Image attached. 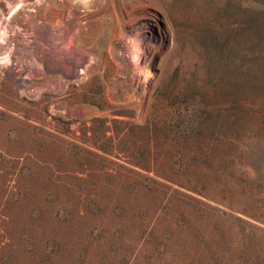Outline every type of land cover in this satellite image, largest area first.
<instances>
[{
	"label": "rangeland",
	"instance_id": "obj_1",
	"mask_svg": "<svg viewBox=\"0 0 264 264\" xmlns=\"http://www.w3.org/2000/svg\"><path fill=\"white\" fill-rule=\"evenodd\" d=\"M260 7L0 0V264H189L182 232L230 222L186 194L264 216Z\"/></svg>",
	"mask_w": 264,
	"mask_h": 264
},
{
	"label": "trees",
	"instance_id": "obj_2",
	"mask_svg": "<svg viewBox=\"0 0 264 264\" xmlns=\"http://www.w3.org/2000/svg\"><path fill=\"white\" fill-rule=\"evenodd\" d=\"M250 1H256L261 5L260 11L254 13L253 9L250 8L248 10L249 14L247 15L248 22L246 29L250 35V46L257 49L264 37V0ZM253 36L256 38V41L252 39ZM135 167L155 173L159 178V180H156V183L161 186L175 185L183 188L180 183L156 174L151 168ZM188 191L197 193L189 189ZM199 196L201 198L196 199L187 194L185 195L186 198L195 201L209 211L216 212L222 220L229 221L230 227L227 231H224L216 227H204L199 223L198 225L200 226L197 228L191 224L189 227H192V229L188 232H182L181 235V239L186 243L188 242L193 251V256L188 263L264 264V216L252 213L246 210V208H240L235 203L232 204V202L223 204V202L207 199L203 195L199 194ZM208 202L213 203L215 206H211ZM242 205H244L242 207L248 206L246 203ZM176 240L173 237L171 239L169 238V245H162L164 251L166 252L170 244L176 242ZM181 260H184V258H181ZM171 263L176 264L175 262Z\"/></svg>",
	"mask_w": 264,
	"mask_h": 264
},
{
	"label": "bare ground",
	"instance_id": "obj_3",
	"mask_svg": "<svg viewBox=\"0 0 264 264\" xmlns=\"http://www.w3.org/2000/svg\"><path fill=\"white\" fill-rule=\"evenodd\" d=\"M19 2V1H18ZM24 3V2H23ZM64 4V3H63ZM17 5V4H16ZM15 5V7L17 8V6ZM23 5V4H22ZM20 6V4L18 5V7ZM15 7H13L14 8V11H15ZM20 8V7H19ZM67 8V7H66ZM11 12V11H10ZM12 12H13V10H12ZM44 24H45V22H44ZM52 25V24H51ZM56 25V24H55ZM45 26V25H44ZM53 26H54V24H53ZM64 26V25H63ZM47 27H49L48 25H47ZM71 27H72V25H71ZM70 27V28H71ZM55 29V28H54ZM33 30V29H32ZM2 33V32H1ZM14 33V32H13ZM52 33V32H51ZM61 33V32H60ZM67 33L68 34H70L68 31H67ZM4 34V33H3ZM14 35V34H13ZM59 37H57L58 39H57V41H58V44H57V42H56V45L54 44L55 43V41H53L54 43H53V53H54V55H53V58H52V61H50L51 63V66H55V65H57L58 64V62H60L61 63V61H65V62H67V64H70V66L72 67V68H74L75 66H76V63H80L79 61H80V56L77 54V53H75V52H73V51H68V53H66V51L64 50V45H63V43H64V40L66 39V36H67V34L65 33V32H63V33H61V34H57ZM56 35V36H57ZM71 35V34H70ZM69 35V36H70ZM48 39V38H47ZM53 40V39H52ZM51 40V41H52ZM4 43V42H3ZM65 44V43H64ZM52 45L50 44V43H48L47 42V45H46V47L48 48V49H50V47H51ZM44 48V49H46V50H48L47 48ZM67 47V46H66ZM69 47V46H68ZM13 49V48H12ZM68 49V48H67ZM69 50V49H68ZM131 51V50H130ZM61 54L62 55H64V54H66L67 56H68V58L66 59H63V56L61 57ZM7 56V55H6ZM60 56V57H59ZM7 58V57H6ZM60 58V59H59ZM128 58V57H127ZM144 58V57H143ZM142 58V59H143ZM56 60L58 61V62H56ZM35 63H37V62H35ZM59 65V64H58ZM65 65H66V63H65ZM63 67V66H62ZM38 68V67H37ZM51 68V67H50ZM53 68V67H52ZM136 68V67H135ZM71 69V68H70ZM68 72V71H67ZM72 72V71H71ZM72 76V75H71ZM50 84V83H49ZM54 85H56L55 83H54ZM49 109H51L52 110V106H50L49 107Z\"/></svg>",
	"mask_w": 264,
	"mask_h": 264
}]
</instances>
